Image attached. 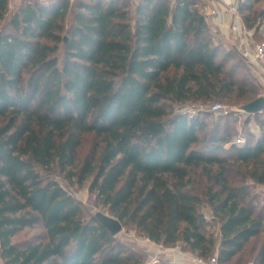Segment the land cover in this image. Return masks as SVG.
Wrapping results in <instances>:
<instances>
[{"label": "trees", "instance_id": "16d2710c", "mask_svg": "<svg viewBox=\"0 0 264 264\" xmlns=\"http://www.w3.org/2000/svg\"><path fill=\"white\" fill-rule=\"evenodd\" d=\"M260 1L239 10L255 34L252 7ZM200 5L21 0L9 17L10 0H0L3 264H129L98 214L86 216L50 176L53 168L80 186L91 180L110 216L165 248L209 260L219 246L220 264H240L250 241L264 235V110L246 114L244 127L255 120L261 132L247 130L241 144L230 117L202 137L200 117L176 110L232 104L234 96L243 108L262 95L257 76L242 72L246 60L214 43ZM87 139L93 145L81 158ZM204 208L218 221L217 237ZM37 226L42 238L13 241ZM253 258L264 264V242Z\"/></svg>", "mask_w": 264, "mask_h": 264}, {"label": "rangeland", "instance_id": "374dc122", "mask_svg": "<svg viewBox=\"0 0 264 264\" xmlns=\"http://www.w3.org/2000/svg\"><path fill=\"white\" fill-rule=\"evenodd\" d=\"M76 0H71V2H75ZM139 0H130V2L135 5ZM201 5L200 9L203 12V14L206 15V18L211 26V29L213 30L214 33V43L216 44H224L226 48H230V50L234 51L238 56L240 55L238 48H237V43L233 39L232 32L230 29H228L227 33L226 31L219 32L217 28L212 24V19L211 16H208L207 13V6L209 4L208 0H200ZM243 0L242 2H244ZM21 3V0H10V9H9V17L12 16V14L15 12L17 6ZM204 4V5H203ZM252 12L259 14L258 17V34L254 35L256 37L257 41L263 40L264 39V0H261L258 3H255L252 7ZM240 17L242 19V15L240 14ZM70 13L66 19V24H70ZM243 20V19H242ZM244 22V21H243ZM245 23V22H244ZM247 25V24H246ZM229 28V27H228ZM219 33V35H218ZM217 34V35H216ZM228 34V35H227ZM63 38L67 39V44H68V39L69 36L67 33L63 34ZM64 43L63 45H67ZM222 56V55H221ZM232 62V61H231ZM246 65V64H245ZM249 65V64H248ZM248 65L243 69L242 72H245V70L248 72V74L255 75L257 78L260 80V77L256 73V71L253 68H250ZM241 72V71H240ZM239 73V74H242ZM264 93V89H262L261 94ZM262 96V95H261ZM231 100H233V103L230 104L226 101H216L215 103H209L208 105L204 106H195V105H181L180 107H176L177 111L184 112L186 114H189L190 116H197L200 117V119L205 123V132H199V134L202 137H205L207 132H210L214 127L218 126H223L225 124V119L226 117H230L231 121H229L232 132L231 135L233 136V141L238 143V140H242L243 143L245 142V139H248L249 137V130L253 134H256L259 136L261 132V128L258 125V122L255 120H252L251 122L248 123V126L245 128L244 127V119L247 116L243 110H242V104L244 101L240 102V99H237L236 96L232 97ZM216 103H220L223 105V110L220 112H212V106ZM211 112V115H206L204 112ZM222 134V131L220 132ZM93 143L91 140L87 139V141L83 144L79 155L81 158H84L91 150ZM47 174V173H46ZM49 175V174H47ZM198 172L196 174L192 175V178L194 180H197L199 178ZM50 176L53 178H56L61 185H63L68 192H70L72 195H74L77 200L80 202L85 215L86 216H95L99 213L110 216L108 210L101 205V203L97 200L95 193H92L90 191V182H86L84 185L80 186L76 180L74 179L73 181H70L66 178V175L64 173H61L58 169L53 168ZM257 192L261 190L260 187H256ZM204 214L208 220L211 221V225L208 227V231L214 234V236H218L219 234V224L218 221H213L212 217V212L209 208H204L203 209ZM112 217V216H110ZM114 218V217H112ZM116 219V218H114ZM123 226V225H122ZM44 235V230L41 226L33 227V228H25L21 230L14 238V242H25L27 240H36L38 238H42ZM116 238V245H117V252H120L123 256V258H126L129 262V264H137L134 263L135 260H141L139 264H172L169 263L168 261L165 260L164 257H161L160 255H156V253L151 250L150 243L148 239H146L143 235H141L133 226H123L122 231L115 236ZM264 242V235L259 236L255 239H252L250 243L248 244L245 252L238 257V262L240 264H251L254 262L255 255L257 254V251L261 247V245ZM177 248L179 252H183L192 259L196 256L189 254L188 251H184L181 249V246L174 247ZM253 250H256L255 253H252ZM1 252V250H0ZM132 253L134 255H132ZM219 253V246L216 247V250L213 253V256L218 255ZM133 256V257H132ZM212 256V257H213ZM0 264H3L1 258H0ZM235 264V261L233 263Z\"/></svg>", "mask_w": 264, "mask_h": 264}, {"label": "built area", "instance_id": "2783aa9c", "mask_svg": "<svg viewBox=\"0 0 264 264\" xmlns=\"http://www.w3.org/2000/svg\"><path fill=\"white\" fill-rule=\"evenodd\" d=\"M243 0H208L209 9L208 16H215L224 22V15L230 14L234 21L229 28L237 43V48L246 62L256 71V73L264 78V39L257 41L254 31L251 30L241 19L239 15L240 4ZM223 110V105L216 103L212 106V112H220ZM238 143H243L238 140ZM195 264H220L218 255L211 257L209 260H204L199 257H194ZM253 264V263H251Z\"/></svg>", "mask_w": 264, "mask_h": 264}, {"label": "crops", "instance_id": "0c3cea01", "mask_svg": "<svg viewBox=\"0 0 264 264\" xmlns=\"http://www.w3.org/2000/svg\"><path fill=\"white\" fill-rule=\"evenodd\" d=\"M208 9H209V4H208L206 10H208ZM211 19H212V24L217 28V30L219 32H221V34H222V31H224V32L226 31V33H227L228 29H230L228 27L234 21V19L232 18V16L230 14L224 15V17H223L224 22L223 23L220 22V19L218 17L212 16ZM218 35H219V33H218ZM232 36H233V34H232ZM233 39H234V36H233ZM260 82H261L263 89H264V78L260 77ZM262 96H264V93L262 94ZM148 241H149V243L151 242L150 240H148ZM149 248H151V250H153L156 253V255H160L161 257H164L165 260L168 261L169 263H172V264H195V262L193 261V259L191 257H189L188 255H186L183 252H179L177 250V248H165V247H163L161 245H157L153 242L150 243Z\"/></svg>", "mask_w": 264, "mask_h": 264}, {"label": "water", "instance_id": "95a60500", "mask_svg": "<svg viewBox=\"0 0 264 264\" xmlns=\"http://www.w3.org/2000/svg\"><path fill=\"white\" fill-rule=\"evenodd\" d=\"M65 43L67 44L66 38H65ZM242 110L245 113L251 115H255L257 113L262 112L264 110V96H260L255 101L247 104L242 108ZM97 216L100 223L110 231L112 236H116L122 231L123 226L119 220L101 213H99Z\"/></svg>", "mask_w": 264, "mask_h": 264}]
</instances>
